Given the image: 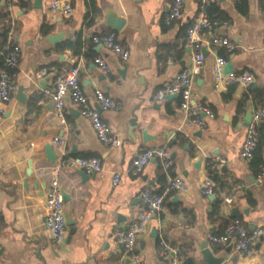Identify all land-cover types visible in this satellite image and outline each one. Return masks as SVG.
Here are the masks:
<instances>
[{"label":"crops","instance_id":"0c3cea01","mask_svg":"<svg viewBox=\"0 0 264 264\" xmlns=\"http://www.w3.org/2000/svg\"><path fill=\"white\" fill-rule=\"evenodd\" d=\"M200 1L186 0L180 17L170 25L163 18L171 0H71L69 16L58 9L49 11L50 0L0 2V49L6 52L16 45L21 55L15 91L0 119V264H131L116 232L127 229L142 208L145 187L164 195V201L137 238L144 264H171L172 253L179 264H206L200 259L203 245L223 258L222 264H264V237L250 257L236 253L231 245L208 241L233 219L248 230L264 227V186L258 178L264 164L257 162H264V105L252 99L255 92L264 93V0H206L221 12L214 33L233 48L203 47L204 62L193 78L192 100L207 106L214 118L204 117L202 129L183 125L178 95L161 93L191 65L186 31L199 15ZM107 9L124 20L120 31L106 26ZM107 32H115L128 50L127 61L92 43L94 35ZM78 39L80 54L68 47ZM216 57L230 63L231 72L248 71L254 82L215 89ZM96 58L105 61L109 72L95 64ZM73 66L79 68L88 103L99 110L120 146L99 142L91 123L69 99L65 125L54 117L45 91ZM96 89L108 94L117 108L102 110L95 101ZM246 111L263 115L257 123L255 162L239 157L248 127L243 125ZM56 137L66 141L69 164L62 171L63 210L66 221L74 225V233L69 235L68 227L60 245L52 243L44 208L52 168L61 155L52 143ZM45 146L56 153L53 163ZM148 148H167L172 166L165 170L153 159L133 175L132 159ZM76 157L98 159L101 170L82 182L70 163ZM215 157L224 162L210 163ZM171 177L184 179L186 189L167 191ZM206 178L214 184L208 197L201 194ZM161 239L172 252L168 257L158 253Z\"/></svg>","mask_w":264,"mask_h":264},{"label":"built area","instance_id":"2783aa9c","mask_svg":"<svg viewBox=\"0 0 264 264\" xmlns=\"http://www.w3.org/2000/svg\"><path fill=\"white\" fill-rule=\"evenodd\" d=\"M3 0H0V2ZM235 2L239 0H233ZM186 0H171L168 11L165 13L163 21L166 25L177 20L184 8ZM206 0H201L199 5V15L187 28L186 45L192 51L191 65L182 69L174 78L164 85L161 93L164 95H178L180 98L179 109L184 115L183 125L186 127H196L202 129L205 126L204 117L214 118V113L205 105L195 103L192 100L193 78L199 72L204 62L203 47H223L228 51L232 50V45L226 38L217 36L214 33L216 22H211L205 12ZM49 11L60 10L64 16L72 13L71 0H50ZM206 36L207 38H205ZM95 45L103 46L108 51L114 53L121 61L125 62L129 58V52L117 40L115 32H107L94 35L91 39ZM20 48L16 45L7 48L6 52L0 49V119L4 114V106L12 99L15 84L16 70L20 61ZM100 69L109 72V67L102 58L94 60ZM226 60L216 57L213 64L214 88L223 89L231 85L247 87L254 82V77L248 71L239 73L225 71ZM41 76V75H40ZM51 97L53 103V115L59 124L65 125V101L69 99L71 103L78 107L79 115L87 119L94 130L99 142L109 146H120L121 141L112 133L108 124L102 119L98 109L91 107L85 96L79 80L78 66L71 67L63 76L59 77L52 89L45 91ZM96 103L102 110H113L117 108L116 103L104 91L96 89L94 91ZM263 117L261 113L252 116L248 124L246 136L239 151V157L250 160L256 147L257 123ZM52 143L60 148V158L52 168V178L49 181L48 189L44 198V208L46 212L45 226L48 229L52 243L60 245L64 243L68 231L66 218L64 215V201L62 189V171L68 166L69 160L66 155V141L56 137ZM153 159H158L167 170L172 166V160L167 148H148L139 152L131 161L130 171L133 175H138L144 167ZM224 162L220 158H212L210 163ZM77 170L87 175H91L101 170V164L95 158L76 157L71 160ZM258 178L264 186V167L261 168ZM119 182V177H113V184ZM186 189V183L181 177H171L167 181V191ZM214 184L211 179H204L201 184V194L205 197L212 196ZM142 208L138 209L132 222L127 229L116 232V237L123 247L124 254L130 259L131 264H144L140 252L136 248L137 238L145 231L152 217L158 213L164 201V195L155 193L151 188L145 187L141 191ZM230 203V199L225 200ZM264 237V227H257L248 230L239 219L231 220L221 234L211 235L208 239L212 245H231L234 251L244 257H250L256 242ZM158 253L161 257L170 256L171 250L161 239ZM171 264H179L175 253H172Z\"/></svg>","mask_w":264,"mask_h":264},{"label":"water","instance_id":"95a60500","mask_svg":"<svg viewBox=\"0 0 264 264\" xmlns=\"http://www.w3.org/2000/svg\"><path fill=\"white\" fill-rule=\"evenodd\" d=\"M222 1V0H219ZM104 18H105V24L108 28L120 31L122 26L124 25V20L119 18L117 15H115L113 12H111L109 9L104 11ZM59 37V36H57ZM57 37L55 39H57ZM54 44L53 40H51ZM225 70L231 72L232 66L230 63L226 64ZM242 87V86H240ZM252 119V113L250 111H246L243 116V125L248 126V124L251 122ZM144 139L146 138V134L143 133ZM45 151L47 154L48 161L53 163L56 158V153H54L53 148L51 146H45ZM80 178L82 182H85L88 179L87 174L83 173L82 171H79ZM65 200V197L63 195V201ZM67 226L69 227L68 234L71 235L74 233V225L71 221H66ZM200 259L206 264H222L223 258L215 257L212 252L207 248L206 245H203L200 247Z\"/></svg>","mask_w":264,"mask_h":264},{"label":"trees","instance_id":"16d2710c","mask_svg":"<svg viewBox=\"0 0 264 264\" xmlns=\"http://www.w3.org/2000/svg\"><path fill=\"white\" fill-rule=\"evenodd\" d=\"M205 12L207 14V17L208 19L211 21V22H215V21H218L220 20L221 18V12L215 8L213 5H205ZM90 22H88L89 24ZM71 50H73L76 54H80L81 52V42L80 40L78 39L77 41H75L74 43H70V45L68 46ZM252 99L254 101H256L258 104H260L261 106L264 105V93L259 91V92H255ZM259 132V131H258ZM258 143V142H257ZM257 155L259 157V154H258V145L256 144V147L253 151V156H252V162H255V160H257ZM257 162H261V164H264V162L260 159L257 160ZM217 211V210H215ZM178 253V256L180 257L182 255V253L180 251L177 252Z\"/></svg>","mask_w":264,"mask_h":264}]
</instances>
